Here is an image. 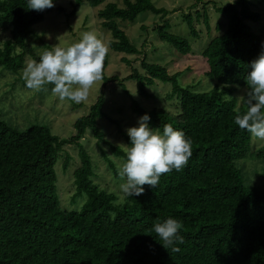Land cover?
Returning a JSON list of instances; mask_svg holds the SVG:
<instances>
[{
    "label": "trees",
    "instance_id": "trees-1",
    "mask_svg": "<svg viewBox=\"0 0 264 264\" xmlns=\"http://www.w3.org/2000/svg\"><path fill=\"white\" fill-rule=\"evenodd\" d=\"M59 1L55 0L54 7ZM192 1L191 10L203 3ZM82 3L91 8L104 6L97 15L111 34L101 80L105 85L119 82V91L130 100V110L138 117L149 114L148 123L154 130L162 132L168 124L183 131L191 140L192 155L179 172L162 174L156 188L143 185L141 195L124 196L121 201L94 181V162L80 143L90 133L117 158H125L124 148L109 142L99 128L98 121L106 116L103 95L87 115L77 119L76 133L68 139L42 125L20 131L0 115V264H264V188L260 187L264 179L259 186L258 179L248 184L246 164L241 163L248 157L264 162V146L250 155L252 137L234 123L247 110L245 94L239 107L234 94L237 88L247 92L248 65L264 43V29L257 31L252 26L261 18L251 1L232 0L223 7L206 2L202 14L196 11L194 17L192 13L183 16L190 36L197 39L194 22L203 18L210 31L206 8L211 4L225 19L217 23L218 34L201 51L208 64L206 76L216 82L202 92L182 87L179 73L170 74L146 56L140 69L134 67L123 80L106 74L113 53L141 54L119 21L134 22L147 12L164 20L154 28L161 42L182 55L191 53L188 37L171 31L168 10L157 8L151 0H77L76 7ZM54 7L36 11L27 9L26 0H0V38L1 33L8 34L0 43V69L4 70L0 75H20L27 60L37 57L31 43L33 28ZM130 82L134 83L131 89ZM113 123L128 144L120 122ZM71 145L79 148L74 184L88 196L80 211L63 209L56 187L58 156ZM102 153L119 177L113 160ZM68 164L69 157L64 168ZM168 217L183 225L184 243L178 252L164 248L153 231L155 223Z\"/></svg>",
    "mask_w": 264,
    "mask_h": 264
},
{
    "label": "rangeland",
    "instance_id": "rangeland-1",
    "mask_svg": "<svg viewBox=\"0 0 264 264\" xmlns=\"http://www.w3.org/2000/svg\"><path fill=\"white\" fill-rule=\"evenodd\" d=\"M157 8H165L169 11L166 20L171 26V31L188 37L191 42L192 51L182 55L169 44L161 42L157 37V24L164 22L161 16L152 13H143L134 22L119 21L120 28L125 31L130 41L141 50L139 56H126L113 53L110 63L106 69L109 77L117 76L119 80L128 77L133 68L140 69V62L144 56L151 63H158L166 67L170 74L179 73L178 82L182 87H194L195 92H202L213 88L215 81L206 76L208 64L202 56L201 51L208 45L209 40L218 34L217 23L225 22L223 15L216 14L213 5L207 7L210 31L204 19L195 21V29L199 32V38L190 36L188 22L183 16L196 11L203 13L206 2H215L217 7H223L232 0H203L198 4L196 10H191L195 5L192 0H151ZM254 9L260 14L259 23L252 24L255 30L264 29V0H250ZM122 5V2H118ZM77 0H61L53 10L46 13L45 20L34 26V34L31 43L36 48V58L28 59L26 65L31 61H38L44 51H50L54 47H68L79 41L85 32H92L105 44L111 40V34L104 30L98 18V11L104 6L91 8L86 3L76 7ZM217 17H220L217 18ZM7 33H1L0 43L6 40ZM131 63L129 65L122 59ZM0 69V74L3 72ZM24 71V70H22ZM19 75H0V115L3 121L13 127L24 131L33 125H42L50 128L54 135L62 139H68L75 135L74 124L80 117L88 114L89 108L100 96L105 98V117L98 121L99 128L105 133L106 139L116 146L125 149L128 145L113 121L120 122L126 131L129 127L137 126L138 116L130 110V100L119 91V82L104 84L102 80L96 81L89 90L88 98L75 103L67 99L61 100L57 94L51 91L52 85H45L41 89H29L25 86L23 72ZM101 85V86H100ZM134 83L128 85L131 89ZM161 92L164 90L160 87ZM164 92V91H163ZM245 94L244 89L237 88L235 97L238 99L237 106H241V99ZM141 102L146 99L140 98ZM153 103V102H152ZM169 105L168 102H166ZM150 105V103H145ZM149 107V106H147ZM86 140V141H85ZM85 140L80 142L92 157L95 177L94 181L108 192L114 193L122 201L123 195L119 192L121 177H116L109 168L106 157L113 160L117 165L122 162L106 145H99L97 140L87 133ZM264 146V142L252 137L251 154ZM69 157V164L64 168V160ZM241 163L246 164L245 180L248 184L258 179H264L263 159L257 161L255 157H248ZM240 164V163H239ZM79 165V148L75 145L66 147L58 156L55 165L56 187L61 207L67 210L80 211L85 205L88 196L86 192H78L74 184L73 173ZM253 177V180H252ZM264 188V184L260 186ZM77 195V196H76Z\"/></svg>",
    "mask_w": 264,
    "mask_h": 264
},
{
    "label": "clouds",
    "instance_id": "clouds-1",
    "mask_svg": "<svg viewBox=\"0 0 264 264\" xmlns=\"http://www.w3.org/2000/svg\"><path fill=\"white\" fill-rule=\"evenodd\" d=\"M26 4L29 10L43 11L54 7L55 0H26ZM107 51L97 35L85 32L71 46L54 47L44 51L38 61L29 62L23 71L25 86L41 89L50 84L51 91L61 100L81 103L88 98L92 85L102 79ZM248 69L243 101L247 110L237 115L234 123L264 142V43ZM149 120V114L145 113L138 118L137 126L126 130L130 146L125 147V158L117 165L122 179L119 192L123 196L141 195L143 185L156 188L162 174L179 172L192 155L191 140L183 131L168 124L162 132L156 131L149 126ZM182 228V222L174 217L153 225V231L163 242L161 245L173 252L180 251L179 245L184 243Z\"/></svg>",
    "mask_w": 264,
    "mask_h": 264
}]
</instances>
